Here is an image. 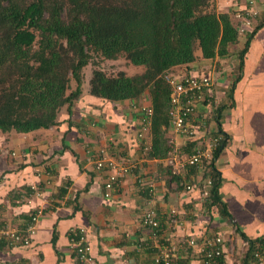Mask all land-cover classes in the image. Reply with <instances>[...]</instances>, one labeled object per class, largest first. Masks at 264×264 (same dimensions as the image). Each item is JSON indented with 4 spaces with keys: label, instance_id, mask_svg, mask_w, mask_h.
Listing matches in <instances>:
<instances>
[{
    "label": "crops",
    "instance_id": "obj_1",
    "mask_svg": "<svg viewBox=\"0 0 264 264\" xmlns=\"http://www.w3.org/2000/svg\"><path fill=\"white\" fill-rule=\"evenodd\" d=\"M216 1L218 13L228 15L237 29L242 20L238 14L246 10L256 12L251 26L264 19V0ZM238 34L226 55L194 64L195 69L210 70L218 81L213 92L223 109L212 126L225 136L226 144L215 165L222 177L220 196L229 216L217 205L207 206L199 189L174 187L175 179L162 158L150 156L137 141L139 114L131 110L135 102H117L131 107L117 115L113 108L101 110L103 103L94 106L100 99L84 96V102L76 103L71 119L75 117L82 126L87 121L88 130L83 126L86 135L81 134L82 126L78 124L67 129L60 126L65 133L62 137L72 149L54 141L55 137L49 141L47 132L51 127L11 132L8 140L9 133L0 132V151H7L4 147L8 145L17 151L9 164L0 165V230L22 228L31 214L42 211L32 244L9 245L7 241L0 248V264H79L72 252L71 234L80 228L86 230L92 255L99 264H153L157 249L139 245L141 240L149 239L145 238L149 232L141 219L150 204L136 173L147 176L155 185L151 205L165 222V236L172 241L220 233L239 243L244 239L240 231L251 238L264 236V26L251 40L242 77L230 99L228 89L237 76L239 52L247 39L245 32ZM146 101L152 105L150 99ZM64 118L69 116L62 114ZM148 142L152 144V133ZM104 148H109L107 154L112 157L125 154L140 158V169L129 174L120 189L108 197L106 172L95 166V158ZM172 209L179 211L182 222L175 229L167 224ZM185 251L181 250L184 258L190 256L191 264L199 263L196 249Z\"/></svg>",
    "mask_w": 264,
    "mask_h": 264
},
{
    "label": "trees",
    "instance_id": "obj_2",
    "mask_svg": "<svg viewBox=\"0 0 264 264\" xmlns=\"http://www.w3.org/2000/svg\"><path fill=\"white\" fill-rule=\"evenodd\" d=\"M262 26L264 19L245 32L238 73L228 89L230 99L242 77L251 40ZM238 38L231 18L218 13L216 0H0V130L48 129L60 124L59 110L66 105L73 125L75 104L83 96L135 103L149 96L154 113L148 152L163 159L170 149L171 87L165 74L172 69L188 73L199 60L224 56ZM94 53L108 59L126 56L144 70L110 75L96 67L85 91L83 68ZM72 79L77 85L68 93ZM222 109L220 105L217 110ZM110 144L114 146L113 141ZM225 144L224 139L215 158ZM64 148L71 147L64 142ZM105 150L109 153V148ZM212 170L211 202L206 205H217L229 216L220 196L221 174L215 164ZM240 235L250 240L242 264H251L256 248L264 245V236L251 238L241 231ZM7 241L0 238V248ZM177 264H191V257L180 258Z\"/></svg>",
    "mask_w": 264,
    "mask_h": 264
},
{
    "label": "built area",
    "instance_id": "obj_3",
    "mask_svg": "<svg viewBox=\"0 0 264 264\" xmlns=\"http://www.w3.org/2000/svg\"><path fill=\"white\" fill-rule=\"evenodd\" d=\"M254 2V0H251ZM256 12L246 10L238 17L242 18L238 27L240 33L246 32L252 25V16ZM171 87L168 144L170 149L163 162L171 168L172 175L177 176L174 187L194 191L199 189L204 203H210V192L213 186L212 164L216 162V152L225 136L214 130L212 123L219 120L221 105L220 98L213 92L218 81L211 71L193 69L183 72L172 69L165 74ZM137 107V104H133ZM140 112L144 114L142 126H139L136 138L139 144L151 150L152 144L148 142L151 135L152 116L154 108L150 104L140 105ZM139 111V110H138ZM215 159V160H214ZM97 170L106 172L105 195L119 190L123 181L129 174H134L140 169V158L130 155L112 157L105 149L98 152L95 158ZM216 166V165H215ZM195 168V172L191 169ZM137 183L149 195L150 206L144 211L141 224L148 229V236L140 242L142 248L157 249L154 263L177 264L184 258L181 250L192 249L198 253V264H242L250 247L249 239H242L239 246H235L234 237L226 239L220 233L202 236L190 235L178 241H172L165 236L163 222L151 201L155 195V185L149 183L148 177L136 173ZM42 211L31 214L30 219L22 228H7L0 230V238H6L12 245L28 246L37 232L38 220ZM171 228L182 224L179 211L172 209L168 214ZM71 248L79 264H99L92 255L91 245L88 242L86 230L80 228L71 234ZM151 240V241H150ZM239 248V249H236ZM239 255V256H238ZM251 264H264V245L254 251Z\"/></svg>",
    "mask_w": 264,
    "mask_h": 264
},
{
    "label": "rangeland",
    "instance_id": "obj_4",
    "mask_svg": "<svg viewBox=\"0 0 264 264\" xmlns=\"http://www.w3.org/2000/svg\"><path fill=\"white\" fill-rule=\"evenodd\" d=\"M217 11H218V9H217ZM39 38L40 37L38 36L37 37V40H39ZM96 67L103 69L107 74H110V75L117 74L121 70H124L129 75H133V74H135L137 72H141V71L144 70V67L143 66H134V64H132L130 62V60L126 56L120 55V57L118 59H108V58L102 56L101 54L94 53L93 54V57H92V60H90V64L83 68L84 84H85L84 85V90L85 91H87V82H88V80L92 76V71ZM76 85L77 84H76L75 80L72 79V81L70 82V89H68V93L71 90H74L76 88ZM83 98H84V96L82 98L80 97V99H78L76 103H78L80 101H83L84 100ZM146 102L147 101L145 99V100H143V102H138L137 101L136 102L137 107H134V105H132V109L131 110H133L137 114H139L138 128H139V126H142V122H143V118H144V114H142L140 112L141 111L140 110V107H141L140 105L143 106V105L146 104ZM102 103H103V105H101ZM98 104H100L101 106H99ZM76 105L77 104H75V108H76ZM94 106H96V107L97 106L102 107L101 110H103V109L108 110L109 108H111V109L113 108L114 110H116V114L117 115L119 113H123L124 114L126 112V110H128V109L131 108L129 106H127V107L125 106L124 107L122 104L119 105L117 102H111V101L104 100V99H100V101H98L97 104H94ZM66 107H67V105L66 106H63L59 110V114L58 115H60L59 116L60 118H58V119L61 121L60 124L51 126L50 129L48 128L49 130L47 132L48 133V137L47 138L49 139V141H52V138L51 137H55V140L54 141H58V142L62 143L63 146H64V142H66L67 140H66L65 136L62 137L63 135H65V133L64 132L62 133V131H60V126L63 124L64 126H66V129L68 127H71V126H75L76 124H78L79 127L82 126V124L81 125L79 124L81 122L75 120L76 119L75 117L72 118L73 120H75L74 122H72L73 125L70 124L71 121L69 122V119H67V118H64L65 120H62V116H61L62 114L65 113V114H67V116H69ZM120 107H122L123 109H121ZM128 114H130V113L128 112ZM113 116H116V115L114 114V115H111L110 117L112 118ZM89 121L91 122V120H89ZM86 122H85V125H83V126L88 130V127L86 125ZM83 126H82V130H81V134H84L85 133V135H86V131L83 129L84 128ZM0 132L3 133L1 130H0ZM11 132H15V131H11ZM11 132H7V133H9V134H6L7 140L9 139V137H11V134H12ZM77 134H78V136L76 138L78 140L82 139V137L80 135V132L78 133V131H77ZM34 138H36V137H34ZM47 138H46V140H48ZM4 148L7 151H5V152L0 151V154H2L0 156V159H1L0 160V163L1 164L0 165L5 167V165L9 164V162L12 160V158L16 157L14 155H17V154H15V153H17V151H13L14 149L11 148V146H9V145L7 147H4ZM169 169L171 170V168H169ZM171 176H172V171H171ZM235 242H236V240H235ZM236 245L239 246L240 244L236 242L235 243V246ZM236 249H239V248H236ZM75 259L78 262V260H77L76 257H75ZM242 263H243V260H242Z\"/></svg>",
    "mask_w": 264,
    "mask_h": 264
},
{
    "label": "clouds",
    "instance_id": "obj_5",
    "mask_svg": "<svg viewBox=\"0 0 264 264\" xmlns=\"http://www.w3.org/2000/svg\"><path fill=\"white\" fill-rule=\"evenodd\" d=\"M24 227V226H23Z\"/></svg>",
    "mask_w": 264,
    "mask_h": 264
}]
</instances>
